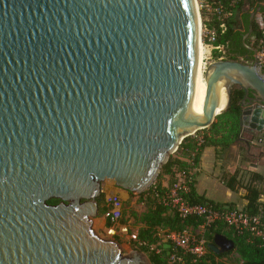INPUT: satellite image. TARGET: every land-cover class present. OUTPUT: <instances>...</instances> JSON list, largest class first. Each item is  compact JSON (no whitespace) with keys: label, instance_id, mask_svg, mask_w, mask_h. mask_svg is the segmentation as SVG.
Masks as SVG:
<instances>
[{"label":"water","instance_id":"95a60500","mask_svg":"<svg viewBox=\"0 0 264 264\" xmlns=\"http://www.w3.org/2000/svg\"><path fill=\"white\" fill-rule=\"evenodd\" d=\"M200 26L196 0H0V264H151L94 232L102 183L145 192L234 87L241 127L264 130L251 25L252 57L209 63L193 113Z\"/></svg>","mask_w":264,"mask_h":264},{"label":"trees","instance_id":"16d2710c","mask_svg":"<svg viewBox=\"0 0 264 264\" xmlns=\"http://www.w3.org/2000/svg\"><path fill=\"white\" fill-rule=\"evenodd\" d=\"M199 2H204L199 0ZM211 9L220 7L225 17H220L213 13L209 22L205 20L203 9H201V18L203 25L209 28H215L218 36L214 43L215 46H223L225 60L228 61H246L247 57L252 54L245 49L242 40L248 33L251 25V33L246 40V44L255 51L258 48V42L261 37L260 25L257 18L254 17L250 23V14L260 9L259 13L264 17V0H205ZM248 7L240 17V28L236 27L234 16L241 13L244 7ZM219 18L221 20H219ZM224 24V30L219 26ZM216 54V53H215ZM243 92L237 87L232 89L231 104L227 111L219 115L214 123L207 129L197 131L194 135L185 138L178 146L176 156L169 157L168 162L162 167L161 174L155 181L157 186L158 197L149 191L141 194L137 202L145 206L143 214L140 216L139 223L141 227L138 230L137 240L145 243V246H138L140 252H146L151 264H232V262H221V259L228 258L230 254H215L209 249L213 243L215 235H222L233 241L235 254L241 261V264H264V237H255L248 232L238 234L237 232L224 227L221 224H214L206 228L202 233L206 242V253L200 258H195L189 252L182 249H174L172 243L167 240L165 243L158 244L159 236L167 237L169 234H180L184 230L191 233L200 229L204 220L198 216H187L181 218L175 209L163 206L160 198L166 189L160 179L162 175L169 177L168 187L176 183L175 172H184L191 179L187 192L182 194V198L189 206H208L218 209L220 207L236 208L233 205H222L207 199L195 190V177L192 173L199 164L201 154L206 147H212L217 156L221 151L228 150L236 142L243 140L244 130L240 125V102ZM220 181L231 192L238 191L239 188L245 190L244 199L246 205L243 211L250 215L259 216L260 229L264 232V178L258 173H242L236 170L232 175L223 172ZM148 193V195H146ZM144 195H146L145 198ZM101 201L102 196H101ZM50 205H57L59 201L51 200ZM100 204V202H99ZM104 204H108L104 200ZM103 208L101 212L107 211ZM124 225V224H123ZM109 220L106 221L105 227H110ZM117 238V237H115ZM199 238H196V240ZM156 246L159 252L150 251V246ZM169 245V249L164 248ZM161 249V250H160ZM169 253V255H168ZM176 254L181 259L180 262H171L170 257Z\"/></svg>","mask_w":264,"mask_h":264},{"label":"built area","instance_id":"2783aa9c","mask_svg":"<svg viewBox=\"0 0 264 264\" xmlns=\"http://www.w3.org/2000/svg\"><path fill=\"white\" fill-rule=\"evenodd\" d=\"M204 2H200V8L208 7ZM211 8V7H210ZM212 14L216 13L220 17H225L226 15L222 13V9L220 7L216 9H210ZM219 20H221L219 18ZM261 37L258 42V48L256 50L255 58L257 60L258 65L262 69L264 73V17L260 16L259 20ZM220 30H224V24L221 23L219 26ZM218 33L215 28H209L203 23L200 26V40L201 44L205 51L204 60L209 61V63L214 61H223L225 60V52L223 46H215L214 43L217 40ZM216 53V54H215ZM206 54L208 55L206 57ZM205 70V64H204ZM175 172L176 183L168 187L164 186L166 192H164L163 196L160 198V203L163 206H167L171 209H175L181 218H185L187 216H198L204 220V224L200 227V229L204 232L206 228L210 227L214 224H221L224 227L231 229L238 234H242L244 232H248L255 237H264V232L260 229V218L259 216L250 215L247 212L243 211L241 208H228V207H220L215 209L213 207L208 206H189L184 199L182 198V194L187 192L191 179L189 175L184 172ZM156 181V180H155ZM155 181L153 184L145 191H149L151 194L158 197L157 194V186ZM143 192L142 194H145ZM110 199L114 201V209L108 211L105 214V223L107 220L111 223L110 227H105V231L108 236H114L116 231H119L121 235L129 237L132 241H134L137 246H145V243L139 242L137 240V231L131 229L129 224L122 225L120 224V215L117 210L118 204H120L121 198L130 199L133 197L135 202L138 201L139 196L141 194L129 193L117 186L115 184H111L110 189ZM148 195V193H146ZM144 195L143 198L146 197ZM136 198V199H135ZM110 201V200H109ZM117 201V202H115ZM123 233V234H122ZM161 236V235H160ZM159 236V237H160ZM164 238V237H163ZM166 238V241L169 240L174 249H182L189 252L191 255L195 256V258H200L206 253V242L203 238L200 240H196L192 235H188V231L184 230L180 234H169ZM165 243V240H164ZM162 244V243H161ZM150 251L159 252L156 246H150ZM171 262H180L181 259L173 254L170 257Z\"/></svg>","mask_w":264,"mask_h":264},{"label":"rangeland","instance_id":"374dc122","mask_svg":"<svg viewBox=\"0 0 264 264\" xmlns=\"http://www.w3.org/2000/svg\"><path fill=\"white\" fill-rule=\"evenodd\" d=\"M197 3V8L199 10V15H200V19H201V23H202V18H201V8H200V2L199 0H196ZM210 5L208 7H205L203 10V15L205 20H207L209 22L211 16H212V12L210 10ZM240 14L237 13L234 16V20L236 21V27L240 28V18H239ZM208 55L206 54V57ZM205 58V51L203 48V57H202V64L204 67L205 64V68L208 65L207 60H204ZM204 70V69H203ZM204 72V71H203ZM251 134H243V139L245 140L240 141L238 143H236V149L233 153H231V148H229L226 151H221L218 155H217V162L220 164L221 168L224 169V163H225V159L227 157H231V158H236V155L239 154V161H242L245 163V166L248 170H251L249 167V163H255L256 161V157L257 159L260 160L262 167L264 168V133L262 134H258L255 136H251ZM248 143V144H247ZM234 146V145H233ZM226 152H229L228 155L226 156ZM248 152V153H247ZM250 154V155H249ZM173 158L176 156L175 153H173L171 155ZM211 161V151H209V153L205 156L204 159V163L208 164ZM246 170V171H248ZM161 174V171L159 173V175ZM158 175V176H159ZM166 175H162L161 176V180H165ZM157 180V178H156ZM111 184H113L112 181H104L102 183L101 186V196H102V201H101V196L98 200V206H99V211H98V216L97 218H95L93 220V230L94 232L102 239L105 240H115L117 241L120 246L121 249L123 251L124 254H129L131 251L133 250H138V246L137 244L132 241L131 239H129L128 235L124 236L121 235V233L119 231H116L114 236H108L104 226H102L103 221L105 220V214L114 209V201L111 200L110 198V193H109V189ZM221 195V194H219ZM104 200H108V204H104ZM110 200V201H109ZM122 201H120V204H118L117 206V210L119 212L120 215V224L121 226L124 224H128L129 221H131L130 225L132 226L131 229L134 230V227L138 226L140 228V223H139V218L140 216L143 214L144 210H145V206L143 203L141 202H135V200L132 198L130 199H126V198H121ZM100 202V204H99ZM117 202V201H115ZM103 208H108L107 211H105L104 213L101 212V210H103ZM202 233L203 231L201 229L196 230L195 232L191 233L188 231V235H192L195 238H199L197 240L202 239ZM137 235H138V231H137ZM117 237V238H115ZM164 237V238H163ZM164 240L166 242V238L165 236L161 235L159 237V242L157 245L164 243ZM161 250V249H160ZM144 253L146 256H148V254L146 252H142ZM221 262H232V264H241L240 259L238 258V256L232 252V254H230V256L228 258H224L220 260Z\"/></svg>","mask_w":264,"mask_h":264},{"label":"crops","instance_id":"0c3cea01","mask_svg":"<svg viewBox=\"0 0 264 264\" xmlns=\"http://www.w3.org/2000/svg\"><path fill=\"white\" fill-rule=\"evenodd\" d=\"M204 3L206 5L207 2ZM264 4V3H263ZM248 10V7H244L243 11L240 14L239 18L242 14ZM252 13V12H251ZM260 13H257L255 17L257 21L260 18ZM249 133H244V135ZM262 134V133H261ZM250 135V134H249ZM251 137V136H250ZM245 141L244 139L242 140ZM238 143V142H236ZM235 143V144H236ZM232 145L231 153H233L236 149V145ZM211 151V161L208 164L204 163L205 156ZM229 152H226V156ZM248 153V152H247ZM250 155V154H249ZM239 154L236 155V158L227 157L224 163V169L221 168L220 164L217 162V156L215 155V150L212 147H206L200 157L199 164L195 170L192 171L195 177V190L198 194L204 195L207 199L222 205H233L236 208H243L246 205V201L244 199L245 190L239 188L236 192H231L229 189L225 187L223 182L220 181V176L223 172L232 175L236 170L241 171L242 173H258L264 178V168L261 165V162L256 157L255 163H249V167L251 170H248L245 166V163L239 161ZM248 170V171H246ZM165 180H162V185L167 186L169 184V177L166 176ZM221 194V195H219ZM136 199V198H135ZM108 202V200H106ZM131 221H129L130 225ZM102 226H105V220L102 223ZM130 227H132L130 225ZM141 227V225H140ZM134 230H139V227H134ZM123 234V233H122ZM124 235V234H123Z\"/></svg>","mask_w":264,"mask_h":264},{"label":"bare ground","instance_id":"6f19581e","mask_svg":"<svg viewBox=\"0 0 264 264\" xmlns=\"http://www.w3.org/2000/svg\"><path fill=\"white\" fill-rule=\"evenodd\" d=\"M199 59H198V70H197V77L195 81V89L193 95V102H192V111L195 115L200 116L202 114V106L204 102V97L206 93V84L203 79V64H202V57H203V46L200 43L199 47ZM225 106V98L222 95L221 102L219 106V110H222Z\"/></svg>","mask_w":264,"mask_h":264},{"label":"flooded vegetation","instance_id":"af4514ba","mask_svg":"<svg viewBox=\"0 0 264 264\" xmlns=\"http://www.w3.org/2000/svg\"><path fill=\"white\" fill-rule=\"evenodd\" d=\"M243 98V97H242ZM242 100V99H241ZM243 129V128H242ZM244 133H249L251 136H255L261 133H264V130H261L260 132H257L256 130H251V129H243Z\"/></svg>","mask_w":264,"mask_h":264}]
</instances>
